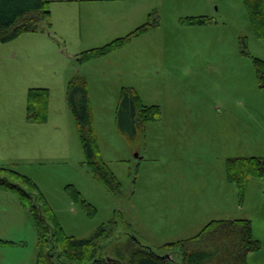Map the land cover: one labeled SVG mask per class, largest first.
<instances>
[{"label":"rangeland","instance_id":"rangeland-1","mask_svg":"<svg viewBox=\"0 0 264 264\" xmlns=\"http://www.w3.org/2000/svg\"><path fill=\"white\" fill-rule=\"evenodd\" d=\"M49 1L50 19L38 33L0 41V166L36 183L70 237L89 238L116 222L98 258H116L114 245L132 235L162 253L165 244L193 238L211 221L249 219L261 249L247 261L264 264V177L252 178L241 196L226 170L230 159L264 158V91L254 64L264 61V41L244 0H139L145 14L103 34L81 29L78 8ZM202 16L206 23L189 24ZM149 22L151 30L122 48L79 60ZM78 79L86 81L99 156L120 181V193L87 165L67 98ZM32 89L49 91L45 122L27 119ZM123 89L161 111L135 139L117 124ZM0 241L8 243L0 244V264L36 261L34 222L4 189ZM174 260L179 264L181 255Z\"/></svg>","mask_w":264,"mask_h":264},{"label":"trees","instance_id":"trees-1","mask_svg":"<svg viewBox=\"0 0 264 264\" xmlns=\"http://www.w3.org/2000/svg\"><path fill=\"white\" fill-rule=\"evenodd\" d=\"M244 3L257 36L264 41V0H244ZM50 16L49 0H0V41L7 43L23 34L38 33L41 23ZM188 20L189 24L208 21L203 16ZM153 27L152 23H146L126 37L82 53L79 60L85 62L105 56L122 48L131 36ZM254 64L258 85L264 91V61L254 59ZM67 98L91 173L109 191L120 193V181L99 156L86 81L70 82ZM49 99L47 89L30 90L27 117L30 122L47 120ZM160 116L159 106H145L136 91L123 89L117 109V124L122 134L135 139L147 122L156 121ZM226 170L228 181L238 187L242 196L252 178L264 177V158L230 159ZM0 189L16 194L34 222L38 237L36 264H178L174 260L176 254L181 255L179 264H248V255L261 249L249 219L215 220L193 238L165 244L161 247L162 253L147 248L132 235L128 243L114 245L116 258H98L103 243L114 236L116 222L99 227L89 238L77 239L66 235L38 186L29 177L0 166ZM83 204L86 205L85 201ZM125 227L131 229L129 224ZM0 244L8 243L0 241ZM168 254H172L171 257L165 258Z\"/></svg>","mask_w":264,"mask_h":264},{"label":"crops","instance_id":"crops-1","mask_svg":"<svg viewBox=\"0 0 264 264\" xmlns=\"http://www.w3.org/2000/svg\"><path fill=\"white\" fill-rule=\"evenodd\" d=\"M78 8L82 13L81 29L90 34H103L118 31L123 22H129L130 17L145 14L146 10L139 0H51ZM135 18V17H134ZM135 18V19H136ZM38 256V254H37ZM34 261L32 264H36Z\"/></svg>","mask_w":264,"mask_h":264},{"label":"water","instance_id":"water-1","mask_svg":"<svg viewBox=\"0 0 264 264\" xmlns=\"http://www.w3.org/2000/svg\"><path fill=\"white\" fill-rule=\"evenodd\" d=\"M171 255H172V254H168V255H165L164 257H165V258H166V257H171Z\"/></svg>","mask_w":264,"mask_h":264}]
</instances>
